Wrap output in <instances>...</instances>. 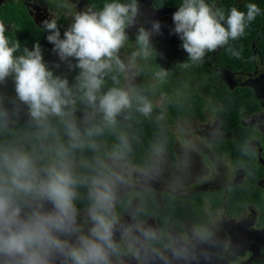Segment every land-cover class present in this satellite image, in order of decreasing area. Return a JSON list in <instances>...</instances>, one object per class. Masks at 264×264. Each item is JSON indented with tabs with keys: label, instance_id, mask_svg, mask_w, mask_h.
<instances>
[{
	"label": "clouds",
	"instance_id": "1",
	"mask_svg": "<svg viewBox=\"0 0 264 264\" xmlns=\"http://www.w3.org/2000/svg\"><path fill=\"white\" fill-rule=\"evenodd\" d=\"M244 7L225 11L208 0H181L170 32L188 60L200 62L246 35L261 8L251 2ZM139 14L137 0H108L99 11L77 12L62 37L56 19L42 20L52 52L75 73L71 82L53 71L60 63L50 66L38 42L21 48L0 21V264H113L121 243L132 251L130 231L118 226L115 210L121 187L129 183L132 152L118 118L129 119L133 108L149 117L153 104L119 86L118 74L126 71L119 57L126 29ZM160 32L159 20L150 29L139 27L133 56H151V37ZM227 51L241 57L231 47ZM106 77L113 86L105 88ZM9 79L12 95L2 90ZM109 132L117 138L110 150L101 140ZM140 235L156 238L151 229Z\"/></svg>",
	"mask_w": 264,
	"mask_h": 264
},
{
	"label": "flooded vegetation",
	"instance_id": "2",
	"mask_svg": "<svg viewBox=\"0 0 264 264\" xmlns=\"http://www.w3.org/2000/svg\"><path fill=\"white\" fill-rule=\"evenodd\" d=\"M93 1L0 0V15L11 2L42 27L40 22L50 19L47 10L54 8L63 36L77 12L96 11ZM180 2L137 0L140 14L134 26L126 29L128 39L119 52L126 65L120 86L133 92L145 85L152 103L169 114L173 110L169 108L180 105L198 108L192 97L211 101L217 86L225 87L244 112L239 124L245 137L234 140L233 132L217 114V105L210 110L212 120L204 112L209 109L203 107L204 119L198 114L171 115V121L164 124L172 132L170 151L152 154L148 169L127 163L132 172L127 177L129 183L119 191L115 210L118 226L130 231L132 251L127 243H121L118 232L121 252L113 264H264V44L260 43L264 0H208L223 9L235 6L245 10V4L256 3L261 14L250 26L259 28L240 58L227 52L228 44L204 61L184 62L188 67L176 63V55L185 52L179 38L170 32L174 27L171 16ZM153 20L161 23L160 34L151 37L153 54L134 57L138 28L150 29ZM241 43L243 40L235 44ZM52 57L59 62L55 53ZM223 58L228 66H222ZM161 70L166 72L162 79L157 76ZM190 118L199 120L193 131L184 122ZM159 156L164 159L162 166ZM78 207L83 210V202H78ZM145 229L153 230L156 238L145 240L140 235Z\"/></svg>",
	"mask_w": 264,
	"mask_h": 264
},
{
	"label": "trees",
	"instance_id": "3",
	"mask_svg": "<svg viewBox=\"0 0 264 264\" xmlns=\"http://www.w3.org/2000/svg\"><path fill=\"white\" fill-rule=\"evenodd\" d=\"M105 2H108V0H94L92 4L95 5L96 11H99L102 8L103 3ZM9 4L11 3L6 4V13L0 15V21H3L6 25V28L8 29L6 35L9 36L10 39L18 40L21 44V48L26 46L31 49L33 44L38 42L42 46V55L44 57V60L50 66L56 64L54 58L52 57L53 46L46 40V36L49 33H46L45 31H43L42 27L36 25L37 23L35 24L31 17L26 15L23 10L17 11L15 7L16 4L13 3L14 8L12 10H8ZM226 10L227 9H225V11ZM258 28L257 26H249L246 29V35L242 37L243 39L240 38L236 41H229V47H231L235 51H240L241 54H243L248 49L249 41L256 36ZM60 32L62 36V31L60 30ZM242 40L243 43L239 45L235 44L236 42ZM260 43L264 44V32L263 38L260 40ZM210 54L211 53H207L202 61H204L205 58L209 57ZM228 58L231 59L230 57H227V59ZM175 60L176 63H179L180 65H183L184 62L189 61L186 53L176 55ZM228 60L226 61V59L224 60L223 58L222 66H228ZM53 71L56 72V74L67 75L70 82L75 75L74 72L68 71L67 66L64 63H60L59 68H53ZM172 75H176V71L175 73L171 72V76ZM120 78L121 73L118 74V79L121 82ZM177 80L179 79L177 78ZM111 86H113L112 80L110 79V77H106L105 88ZM2 90L7 92L9 95L13 94L10 79L7 87ZM148 91L149 90L146 88V86L141 84L137 88H135L133 92L147 96L150 100H152V96L148 94ZM211 102L212 106H219L217 114L221 118L222 122L226 123L227 128L233 132L234 140L237 142L238 140L242 139V137H245V134L243 133V131H241L242 126L239 124V119L243 116L244 112L242 111L237 98H235L233 94H228L225 87L217 86L216 93H212L211 95ZM169 109H173L171 111V114L163 111L162 108L156 107L153 104V111L151 116L149 117L140 115L139 113L135 112V109L133 108L130 112L129 119L125 120L122 117L118 118L119 130L124 131L128 134L132 145V152L128 156V162L137 165L140 169H148L152 163V154L156 152L154 150L155 146H162L163 151H170L171 149L170 147L172 146V132L168 130L167 127H164L165 123L171 121V115H176L179 117L195 116V108L191 107L190 105H180L178 109ZM161 115L163 116V119H157ZM101 140L105 148L109 150L117 143L116 135L110 132L106 133L101 138ZM84 155L90 156L91 154L85 153ZM147 206L148 205H146L145 207Z\"/></svg>",
	"mask_w": 264,
	"mask_h": 264
},
{
	"label": "rangeland",
	"instance_id": "4",
	"mask_svg": "<svg viewBox=\"0 0 264 264\" xmlns=\"http://www.w3.org/2000/svg\"><path fill=\"white\" fill-rule=\"evenodd\" d=\"M45 1H54V0H45ZM9 3H11V2H9ZM65 4L67 5L68 2H65ZM5 8L7 9V5H6ZM13 8H14V4L13 3H11V4L8 5V10H12ZM17 9H18V5H16V10ZM47 12L49 13V18L50 19H53L54 18V8L47 10ZM192 99H194L196 101L195 107H199V108H195L194 114H198V115H200V118L201 119H204V118L201 117V116H203V108L204 109L207 108L209 110L208 111L204 110V112H206V114L208 116L207 119L212 120L214 114H213L212 111H210L211 108H212V102L210 101V99L204 100L200 96H198V97L197 96L192 97ZM203 101H204V103H203ZM184 122H185L186 125H189L191 131H193L195 129V127L197 125H199V120L196 119V118H190L189 120H185ZM157 160H158L159 166L164 165V159H163L162 156H159ZM128 168H130V167H128ZM127 170H128L127 177H129L131 175L132 168L127 169ZM136 185H139L140 186L141 184L137 183ZM136 195H137V197L139 199L142 198V193H139V194H136ZM147 197H148V195L145 198H147Z\"/></svg>",
	"mask_w": 264,
	"mask_h": 264
}]
</instances>
